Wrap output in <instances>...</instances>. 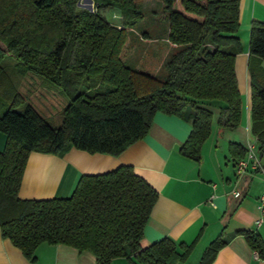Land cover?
I'll use <instances>...</instances> for the list:
<instances>
[{
  "label": "trees",
  "instance_id": "1",
  "mask_svg": "<svg viewBox=\"0 0 264 264\" xmlns=\"http://www.w3.org/2000/svg\"><path fill=\"white\" fill-rule=\"evenodd\" d=\"M79 0H0V132L7 142L0 152V232L32 263L42 244L63 245L90 253L95 264L125 259L127 264H183L193 246L164 239L142 249L144 230L158 193L132 167L102 175H83L66 199L22 200L19 191L32 153L63 156L71 149L119 156L150 132L157 113L182 118L192 132L181 154L194 161L213 127L209 103H220L218 126L240 125L242 98L235 61L242 53L236 36L241 0H94L118 8L125 29L96 14L77 10ZM167 22L161 55L146 54L134 67L127 27L144 18L141 4ZM158 10V8L156 9ZM148 38V35H144ZM250 55L264 62V22H253ZM11 57L21 75L42 77L61 89L69 104L61 127L53 128L24 102L4 75ZM165 67V75L159 71ZM251 72L252 134L264 151V76ZM98 87H101L100 89ZM7 108V109H6ZM241 156L247 150L232 145ZM264 260V244L244 233ZM228 242L221 236L198 264H213Z\"/></svg>",
  "mask_w": 264,
  "mask_h": 264
},
{
  "label": "crops",
  "instance_id": "2",
  "mask_svg": "<svg viewBox=\"0 0 264 264\" xmlns=\"http://www.w3.org/2000/svg\"><path fill=\"white\" fill-rule=\"evenodd\" d=\"M253 22H264V0H241L240 29L236 36L242 53L235 61L242 98L240 125L232 131L221 129L218 126L221 104H207L213 112V127L199 161L188 159L180 152L192 132L191 123L157 113L149 134L119 156L89 154L77 149L63 156L32 153L19 198L66 199L81 176L102 175L129 166L159 196L144 230L142 249L169 239L176 245L193 246L183 264H198L210 244L221 236L228 244L219 251L213 264H264L244 235L254 234L264 244V226L255 227L260 217L258 199L264 191V172L238 176L236 164L246 154L241 156L238 149L232 151L233 144L247 150L256 142L252 134L250 68L262 77L264 62L250 55ZM6 142V135L0 132V152L4 151ZM258 153L264 169V151ZM235 191L241 193V198L234 197ZM35 255L36 262L32 263L0 232V264H95L96 261L90 253H79L63 245L42 244ZM111 264H127V261L117 259Z\"/></svg>",
  "mask_w": 264,
  "mask_h": 264
},
{
  "label": "rangeland",
  "instance_id": "3",
  "mask_svg": "<svg viewBox=\"0 0 264 264\" xmlns=\"http://www.w3.org/2000/svg\"><path fill=\"white\" fill-rule=\"evenodd\" d=\"M149 4L148 2L141 4L144 18L127 27L131 45L134 46V52L127 64L129 67H134L137 61L146 54L159 56L164 49H168L167 61L174 52L173 47L167 42V22L159 15L161 4L159 3L154 8ZM76 8L94 14L98 12L112 26L119 30L125 29V20L118 8L105 5L103 2L97 3L94 0H79ZM157 8L158 10H156ZM145 34L148 35V38L144 37ZM2 66L6 79L12 84L13 89L24 98V102L18 106L16 111L23 112L27 106H31L51 127H61L63 111L69 104V99L65 97L61 89L51 86L36 74L21 75L17 70L16 62L11 57H7ZM165 72V67H163L159 71V77H163ZM189 261L191 262V260Z\"/></svg>",
  "mask_w": 264,
  "mask_h": 264
},
{
  "label": "built area",
  "instance_id": "4",
  "mask_svg": "<svg viewBox=\"0 0 264 264\" xmlns=\"http://www.w3.org/2000/svg\"><path fill=\"white\" fill-rule=\"evenodd\" d=\"M264 172L261 159L258 153L257 139L255 144H250L247 149V154L244 159H241L236 164V173L238 176H243L248 173ZM235 198H241L240 192L233 193ZM258 208L260 211V217L255 222V227L258 229L264 226V191L258 199ZM254 235V234H252Z\"/></svg>",
  "mask_w": 264,
  "mask_h": 264
}]
</instances>
